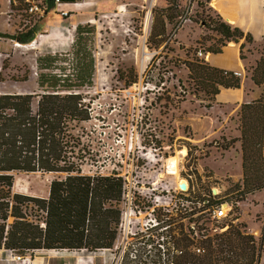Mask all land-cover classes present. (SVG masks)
<instances>
[{
    "label": "rangeland",
    "instance_id": "1",
    "mask_svg": "<svg viewBox=\"0 0 264 264\" xmlns=\"http://www.w3.org/2000/svg\"><path fill=\"white\" fill-rule=\"evenodd\" d=\"M76 2L77 5L67 7L71 8L69 14L76 16H59L53 9L48 15L36 17L24 11L25 0H0V72L4 78L0 91L36 90L39 71L36 59L46 53L58 54L53 66H71L72 55L68 52L76 24L93 26L88 35L94 57L92 85L83 88L90 101L91 119L83 125L92 157L84 164L83 172L117 173L133 177L138 183L152 181L165 205L157 213L170 223L166 229L146 231L138 224L132 238L134 244H120L119 235L111 249L95 253L42 249L14 255L10 250L0 249V264H136L133 248L138 250V244H145L148 238L152 244H172L166 240V231L174 234L181 224L187 235L189 219L185 212L195 204L198 206L193 202L200 201L208 192L241 201L240 223L254 229L250 215L258 207L251 205L252 193L246 191L241 166L239 110L242 103L258 99L262 90L253 83L250 73L264 45V0H171L177 8L173 9V5L169 10L172 17L166 24V37L157 48L148 41L150 26L156 10L166 7L167 0ZM147 13L148 25L144 26ZM207 14L213 20H224L249 32L252 41L240 38L221 45L220 36L201 20ZM58 16L61 19L53 23ZM31 26H35L36 32L29 42L13 38ZM208 46H220L221 52L206 51ZM199 49L203 57L197 55ZM195 57L211 66L240 70L239 87L219 86L220 92L213 97L205 93L194 83L184 64ZM25 71L29 74L26 80L12 79ZM133 74L136 82L126 85ZM260 147L263 148L262 144ZM183 149L186 153L179 162V175L188 183L186 190L175 188L173 184L179 183L169 174L159 176L164 173V160ZM259 166L263 182L264 158ZM54 176L41 172L14 173L11 190L45 197ZM238 192L241 196L235 197ZM166 196L171 197L167 204L163 201L169 199ZM147 216L144 214L143 219ZM205 217L203 213L196 221L199 223ZM161 231L163 241L157 237Z\"/></svg>",
    "mask_w": 264,
    "mask_h": 264
},
{
    "label": "trees",
    "instance_id": "2",
    "mask_svg": "<svg viewBox=\"0 0 264 264\" xmlns=\"http://www.w3.org/2000/svg\"><path fill=\"white\" fill-rule=\"evenodd\" d=\"M75 1L60 0L61 3ZM45 2L48 8L53 6V0ZM167 2L166 7L156 10L150 26L148 41L154 48L166 37V24L172 17L169 10L173 5V9L177 8L171 0ZM148 16L147 13L144 26L148 25ZM206 16L201 19L204 26L220 36L221 45L240 38L252 41L249 32ZM35 32V26H31L13 38L27 43ZM92 32L90 24H76L75 38L68 52L73 62L67 68L52 65L58 54L37 57L36 90L0 91V249L20 255L42 249L95 253L111 249L115 244L123 179L116 173L83 172L84 164L92 157L83 125L91 119L90 101L83 88L92 85L94 57L88 36ZM206 51L220 53L221 49L208 46ZM184 64L194 83L212 97L220 92L219 86L239 87L240 76L231 70L211 66L197 57L185 60ZM28 75L25 71L12 79L24 81ZM250 78L262 87L259 98L242 103L239 110L241 166L246 191L252 192L264 183L259 177V163L264 158V45L251 68ZM3 80L0 72V81ZM133 82L136 74L126 80V85ZM18 172L54 174L47 196L12 192L13 174ZM9 217L12 219L8 222ZM163 234L157 232V237L164 240ZM165 236L172 244H138V250L133 248L135 263L252 264L254 260L252 237L234 227L219 241L217 237L201 240L196 244L204 248L201 253L192 249L195 244H190L192 240L183 232L182 224L178 232L172 234L167 230ZM224 249L227 255L223 254Z\"/></svg>",
    "mask_w": 264,
    "mask_h": 264
},
{
    "label": "built area",
    "instance_id": "3",
    "mask_svg": "<svg viewBox=\"0 0 264 264\" xmlns=\"http://www.w3.org/2000/svg\"><path fill=\"white\" fill-rule=\"evenodd\" d=\"M25 1L26 6L24 11L27 14H35L36 17L46 14L50 9H55V11L61 16L69 14V10L61 7L62 3L60 0H53V6L49 8L45 0ZM76 4V1L70 3V5ZM196 53L199 57L204 56L200 49L196 51ZM233 74L241 76L242 72L240 70H234ZM152 176H155L153 172ZM121 177L123 179V191L117 235V237L119 235L121 236L120 244H134L132 238L137 231L138 224H140V228L143 229V231L162 227L166 229V226L169 223L165 222L167 220H162L157 213L160 207H164L165 205L162 204V200H160L162 198H160L159 194H156L155 191L157 187H155L153 182L148 180L138 183L139 181L134 180L133 177ZM170 185L172 186V184ZM251 193L253 197V199H250L251 205L258 207L254 214L250 215L251 222L255 224L254 229L252 227L243 226L240 223L241 218L239 217L240 213L238 211V206L241 201L234 199V197L230 195L217 196V194L208 192L201 197L200 201L193 202L197 203L198 206L195 204L193 208H189L185 212V216L189 219L187 236L192 240L190 244H195L192 249L196 253L204 251V248L201 245H196L199 244L201 240H205L207 237H217L216 240L219 241L221 237L225 236L230 227H234L237 228L240 233L252 237L250 240L254 252V260L252 261V264H264V183L261 187L249 192V194ZM241 194V192H238L235 194V197L241 196ZM166 197L169 199H163V201L167 204L171 200V197ZM142 208H144L145 211H143ZM248 211H250L249 208L246 210L247 214H249ZM195 213L197 214L194 215ZM203 213L206 214V217L198 223L196 220ZM140 214H142V216L139 218ZM144 214L148 215L145 219H143ZM194 235L198 237H195ZM146 241L145 244H152V241ZM213 242H215V239L212 240V244ZM158 244L164 243L158 242ZM10 253L15 255V252L13 251H10ZM223 254L227 255L226 249H224ZM17 257L20 258L21 256L19 255Z\"/></svg>",
    "mask_w": 264,
    "mask_h": 264
},
{
    "label": "bare ground",
    "instance_id": "4",
    "mask_svg": "<svg viewBox=\"0 0 264 264\" xmlns=\"http://www.w3.org/2000/svg\"><path fill=\"white\" fill-rule=\"evenodd\" d=\"M186 150L183 149L181 151H177L172 155H169L164 161V173L159 174V176H164V174H169L173 177V179L176 181L177 186L173 184L175 188L178 189H186L188 186V183L185 178L181 177L179 175V162L182 160V157L185 155ZM215 192H218L217 189H214ZM142 216L140 214L139 218Z\"/></svg>",
    "mask_w": 264,
    "mask_h": 264
},
{
    "label": "crops",
    "instance_id": "5",
    "mask_svg": "<svg viewBox=\"0 0 264 264\" xmlns=\"http://www.w3.org/2000/svg\"><path fill=\"white\" fill-rule=\"evenodd\" d=\"M69 5H70V3H62V4H61V7H63L64 9H67V10L70 11L71 8H67ZM76 5H77V4H76ZM51 12H54V10H53V9L48 10L47 13H46V15H48V14L51 13ZM59 16H60V14H59ZM59 16H58V18L55 17L54 22H53V21H52V22H53V23L58 22V21H59L58 19H61V18H59ZM69 16L73 17V16H76V14H73V13L71 14V13H70ZM67 19H68V17H66V20H67ZM57 20H58V21H57Z\"/></svg>",
    "mask_w": 264,
    "mask_h": 264
},
{
    "label": "water",
    "instance_id": "6",
    "mask_svg": "<svg viewBox=\"0 0 264 264\" xmlns=\"http://www.w3.org/2000/svg\"><path fill=\"white\" fill-rule=\"evenodd\" d=\"M209 3H210V1H209Z\"/></svg>",
    "mask_w": 264,
    "mask_h": 264
}]
</instances>
